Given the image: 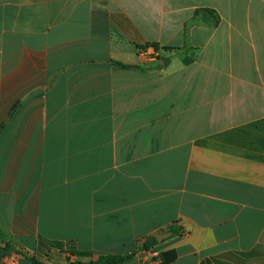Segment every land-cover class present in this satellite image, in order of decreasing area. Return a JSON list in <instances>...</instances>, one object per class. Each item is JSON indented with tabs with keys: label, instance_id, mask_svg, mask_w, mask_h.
I'll return each mask as SVG.
<instances>
[{
	"label": "crops",
	"instance_id": "obj_1",
	"mask_svg": "<svg viewBox=\"0 0 264 264\" xmlns=\"http://www.w3.org/2000/svg\"><path fill=\"white\" fill-rule=\"evenodd\" d=\"M132 253L264 264V0H0V264Z\"/></svg>",
	"mask_w": 264,
	"mask_h": 264
},
{
	"label": "trees",
	"instance_id": "obj_2",
	"mask_svg": "<svg viewBox=\"0 0 264 264\" xmlns=\"http://www.w3.org/2000/svg\"><path fill=\"white\" fill-rule=\"evenodd\" d=\"M156 47V46H155ZM117 64L128 67L127 65L121 64L119 62H116ZM154 241L156 242V238H154ZM6 249H9V246H5ZM144 248H148V245L145 244ZM88 253H81L80 256H87ZM134 253L132 254H118V255H102L97 260L91 261L87 264H119L123 263L133 257ZM162 260L160 264H168L176 258V255L174 253H168V254H162L161 256ZM34 264H43L41 262L35 261ZM82 264V263H77Z\"/></svg>",
	"mask_w": 264,
	"mask_h": 264
},
{
	"label": "water",
	"instance_id": "obj_3",
	"mask_svg": "<svg viewBox=\"0 0 264 264\" xmlns=\"http://www.w3.org/2000/svg\"><path fill=\"white\" fill-rule=\"evenodd\" d=\"M168 63H169V58H165V59H164V66L167 67V66H168ZM171 235H172L171 232H167V233L159 234V235L157 236V239H158V241H162L163 239H165V238H167V237H169V236H171Z\"/></svg>",
	"mask_w": 264,
	"mask_h": 264
},
{
	"label": "rangeland",
	"instance_id": "obj_4",
	"mask_svg": "<svg viewBox=\"0 0 264 264\" xmlns=\"http://www.w3.org/2000/svg\"><path fill=\"white\" fill-rule=\"evenodd\" d=\"M65 261V260H64ZM60 264V263H59Z\"/></svg>",
	"mask_w": 264,
	"mask_h": 264
}]
</instances>
